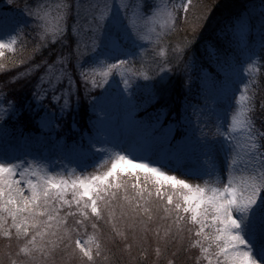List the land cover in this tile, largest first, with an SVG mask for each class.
Instances as JSON below:
<instances>
[{
	"label": "snow or ice",
	"instance_id": "snow-or-ice-1",
	"mask_svg": "<svg viewBox=\"0 0 264 264\" xmlns=\"http://www.w3.org/2000/svg\"><path fill=\"white\" fill-rule=\"evenodd\" d=\"M208 19L195 0H0V264H264V0L198 62Z\"/></svg>",
	"mask_w": 264,
	"mask_h": 264
},
{
	"label": "rangeland",
	"instance_id": "rangeland-1",
	"mask_svg": "<svg viewBox=\"0 0 264 264\" xmlns=\"http://www.w3.org/2000/svg\"><path fill=\"white\" fill-rule=\"evenodd\" d=\"M15 2H16L17 5H21L22 6L24 3H27V0H15ZM208 2H210V3H208ZM217 3H218L217 0H195V11L196 12H206V14H207V16L209 18L210 15H211V11H212L213 7H215V5H217ZM191 15H192V13L190 12L189 16L191 17ZM190 31H192L191 28L183 25V23L181 22L180 30L176 34H174L172 37H173V39H176L178 35L180 36V35H182V34H184L186 32L190 33ZM172 37H171V39H172ZM200 46L198 48H197V46H195L196 50H197V61L198 62L207 61V57L203 54V45H200ZM241 59H242V57H241ZM118 80H119V76L117 75L116 80H113L112 83H111V88L112 89L115 90V89L124 87V85L122 83H119V84L117 83ZM195 94H196V90H195V88H193V92L189 96V99H191L193 103H197L198 102L196 99L193 100V96ZM79 118H80L81 126H83L84 125V121L87 119V117L83 113H81V116ZM65 129H66V127H64L63 129H58L57 131L59 132V134L61 136H64V135L67 134L69 137H71L73 135V133L69 131V133L66 132L64 134ZM55 162L59 163V157L56 158ZM66 162L67 161H65V163ZM89 170L91 171V169H89Z\"/></svg>",
	"mask_w": 264,
	"mask_h": 264
},
{
	"label": "trees",
	"instance_id": "trees-1",
	"mask_svg": "<svg viewBox=\"0 0 264 264\" xmlns=\"http://www.w3.org/2000/svg\"><path fill=\"white\" fill-rule=\"evenodd\" d=\"M217 5L213 7L211 11V15L207 21L204 22L203 27H200L196 30L195 35L199 37V39L196 42L197 48L200 45H203V42L207 37L212 33V29L217 25L218 22H222L224 17L228 15L229 12L234 11L238 9L242 4L246 3L247 0H217ZM210 3V2H208ZM183 35H193V32L190 31V33H184ZM179 36V35H178ZM176 38V37H175ZM173 39V37H172ZM175 40V39H173ZM201 43V44H200ZM201 47V46H200ZM195 97V95L193 96ZM194 100V98H193ZM66 129L64 131V134L66 132L69 133V128L67 124L65 125Z\"/></svg>",
	"mask_w": 264,
	"mask_h": 264
}]
</instances>
